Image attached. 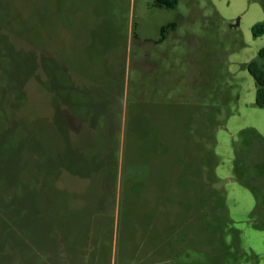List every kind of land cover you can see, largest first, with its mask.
Here are the masks:
<instances>
[{
    "label": "rangeland",
    "instance_id": "obj_1",
    "mask_svg": "<svg viewBox=\"0 0 264 264\" xmlns=\"http://www.w3.org/2000/svg\"><path fill=\"white\" fill-rule=\"evenodd\" d=\"M257 22L261 0H0V264H264L235 177L264 143Z\"/></svg>",
    "mask_w": 264,
    "mask_h": 264
},
{
    "label": "trees",
    "instance_id": "obj_2",
    "mask_svg": "<svg viewBox=\"0 0 264 264\" xmlns=\"http://www.w3.org/2000/svg\"><path fill=\"white\" fill-rule=\"evenodd\" d=\"M154 5L159 7H167L172 8L176 5L177 0H153ZM261 3L264 7V0H261ZM176 26V23L172 22L169 23L161 28L162 35L165 33V31L168 28L174 29ZM251 32L253 36H258L264 33V22H257L252 25ZM264 60V46L258 51L257 56L246 63V68L249 72V74L253 77L256 87V95H255V104L256 106L262 108L264 107V66L262 65V61ZM260 139V138H259ZM261 140V139H260ZM261 157L253 159V161H250L252 163L253 168L256 171V174L251 176L250 178H247L243 175L241 170L239 169V166L237 165L239 163L238 156L235 158V177L236 179L243 185L249 187L251 191L254 193L255 197L257 198V203L259 204L261 201L260 199L263 198L264 195L262 192V185L263 183L259 184L260 186H256V181H260L259 177L261 175H264V143H263V150L260 152ZM262 166V167H261ZM262 169H261V168ZM259 207V206H257Z\"/></svg>",
    "mask_w": 264,
    "mask_h": 264
}]
</instances>
